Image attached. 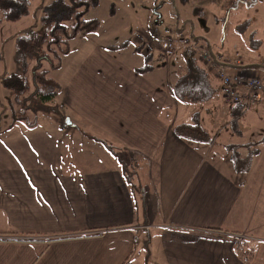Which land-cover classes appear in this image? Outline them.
Instances as JSON below:
<instances>
[{
    "label": "crops",
    "instance_id": "1",
    "mask_svg": "<svg viewBox=\"0 0 264 264\" xmlns=\"http://www.w3.org/2000/svg\"><path fill=\"white\" fill-rule=\"evenodd\" d=\"M91 35L78 36L79 61L55 69L62 119L42 112L31 131L1 138L0 264H144L146 250L153 264H264V135L238 152L252 154L247 166L210 159L212 147L176 134V118L157 119L178 107L173 89L161 92L139 68L124 74L114 43ZM245 64L228 71L249 75ZM68 125L92 128L106 147L75 160L52 143ZM118 146L133 161L148 158L155 189L145 200L113 154ZM150 230L143 248L140 233Z\"/></svg>",
    "mask_w": 264,
    "mask_h": 264
},
{
    "label": "rangeland",
    "instance_id": "2",
    "mask_svg": "<svg viewBox=\"0 0 264 264\" xmlns=\"http://www.w3.org/2000/svg\"><path fill=\"white\" fill-rule=\"evenodd\" d=\"M53 1L33 3L31 11L15 22L6 21L0 9V144L3 142L1 138L11 132L21 135L22 132L32 130L24 121L15 118L21 105L17 102V93L5 86L4 77L25 74L32 80V65L24 69L17 62L16 37L31 27L41 33L48 31L50 25L44 21L45 10L40 4L46 6ZM87 18L100 21L99 29L89 38L113 42L112 45L119 47L115 49L118 53H113V56L123 64L124 74L135 73L136 68L145 66L147 53L153 72L142 73L149 76V80L161 92H170L172 89L174 91L179 75L186 65L183 51L188 48L196 49L200 60L201 50L204 48L221 53L229 59L237 57L253 69L250 75L264 78V0H240L235 9L225 8L222 3L212 0H99V4L88 12ZM67 23L74 24L75 21L72 19ZM93 36H97V39ZM166 39L172 40V49L168 51L162 48V42ZM81 40L82 37H75L70 41L72 53L62 56L65 68L69 67L68 63L73 64L81 58V55L74 53L79 49ZM125 42L127 45L122 47ZM47 70L51 77L58 75L54 68ZM137 76H141L138 71ZM212 79L215 91L208 99H178L180 103L177 108H169L166 113V108L162 112L159 110L157 119L160 117L167 122V118L172 115V119L177 120L176 127L183 123H192L196 119L206 132L207 138L190 140L194 143L203 141L209 148L212 147L210 159L215 158L222 162V159L229 158L234 162L237 152H249L251 145L247 143L257 141L264 135V101L251 109H245L237 117L235 125L230 113L231 103L224 97L222 83L213 76ZM31 92H34L33 85ZM47 105L51 107L48 111L50 114H43L52 118L58 115L62 119L57 106H52L51 103ZM81 127L82 130L77 134L79 130L68 125L66 135L61 138L54 137L52 141L57 145L56 149L73 152L77 161H80L78 158L82 155L96 153L98 149L100 154L101 149L106 147L103 140L99 145L97 137L100 135L97 131L88 126ZM176 134L179 135L178 132ZM62 153L57 151L58 155ZM113 154L126 167L125 175L130 180L134 194L136 192V196L140 195L143 200L151 196L155 184L150 182L154 180L147 174L148 158L139 156V159L133 161L136 154L119 146L115 147ZM240 165H246L245 159L240 160ZM152 232L150 230L140 233V246L144 243L143 248L147 247V239ZM142 256L144 264H153L154 259L149 251L146 250ZM133 261H136V257Z\"/></svg>",
    "mask_w": 264,
    "mask_h": 264
},
{
    "label": "trees",
    "instance_id": "3",
    "mask_svg": "<svg viewBox=\"0 0 264 264\" xmlns=\"http://www.w3.org/2000/svg\"><path fill=\"white\" fill-rule=\"evenodd\" d=\"M43 0H0V9L6 21L15 22L31 11L33 3ZM204 1V0H198ZM215 3H222L223 7L235 9L240 0H212ZM99 0H54L51 4L40 7L45 10L44 21L50 25L46 32H39L31 27L26 32L16 37V59L24 68L32 65V80L25 74H13L4 77V84L7 88L17 93V102L21 105L15 113V118L24 121L30 128L38 124L40 114L48 112L50 106L55 102L61 91L60 83L49 76L48 68L57 69L61 66L62 56L69 53L70 41L78 36H86L97 31L100 21L95 18H87L91 8L96 7ZM74 19V24L67 22ZM197 38V37H195ZM197 43V42H196ZM125 42L121 46H126ZM110 50L119 47L108 45ZM196 49H184L186 59L184 70L181 71L175 84L174 93L179 100L201 101L206 100L213 93L214 85L211 73L197 57ZM145 66L137 69L139 72H150L152 65L149 56L146 57ZM32 85L34 92H31ZM246 106L235 104L231 107L233 123L236 125L237 117L241 115ZM180 136L186 139L205 140L206 132L200 127L195 119L192 123H183L175 128ZM238 153V152H237ZM252 154L248 156V159ZM235 163L240 166V155L234 156ZM246 160V159H245ZM245 161L248 165L249 161ZM242 168V167H241ZM238 254L250 263L253 259V252L245 247L243 242L237 245Z\"/></svg>",
    "mask_w": 264,
    "mask_h": 264
},
{
    "label": "built area",
    "instance_id": "4",
    "mask_svg": "<svg viewBox=\"0 0 264 264\" xmlns=\"http://www.w3.org/2000/svg\"><path fill=\"white\" fill-rule=\"evenodd\" d=\"M165 51L172 49V40L162 42ZM201 60L209 68L210 72L221 80L226 100L234 104H244L246 108L260 102L264 94V78L247 75L242 72L229 73L230 66H240L243 62L235 58H228L221 53L204 48L201 50Z\"/></svg>",
    "mask_w": 264,
    "mask_h": 264
},
{
    "label": "water",
    "instance_id": "5",
    "mask_svg": "<svg viewBox=\"0 0 264 264\" xmlns=\"http://www.w3.org/2000/svg\"><path fill=\"white\" fill-rule=\"evenodd\" d=\"M67 121H69L68 123H70V119L69 118H67Z\"/></svg>",
    "mask_w": 264,
    "mask_h": 264
}]
</instances>
